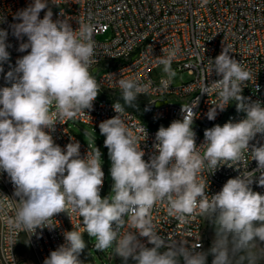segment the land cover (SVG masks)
<instances>
[{
  "label": "clouds",
  "instance_id": "9594fccd",
  "mask_svg": "<svg viewBox=\"0 0 264 264\" xmlns=\"http://www.w3.org/2000/svg\"><path fill=\"white\" fill-rule=\"evenodd\" d=\"M48 2L33 0L14 17L22 22L11 25L12 34L27 37L18 51H30L6 74L7 80L15 82L0 89V172L7 173L16 198L0 195V223L8 242L13 245L21 233L30 237L38 228H53L55 214L64 212L70 219L72 214L82 218L84 232L95 238V249L112 248L122 264L130 260L133 264H208L209 255L211 264H264V195L251 187L256 171L261 173L259 185L264 186V145H250L257 134L264 135V106L260 101L246 102L242 95L248 82L255 85L256 74L224 47L214 61L209 60L210 71L221 78L204 82L200 89L217 97L207 118L214 120L217 110L223 112L233 102L246 117L205 130V143L197 146L192 127L197 101L183 104L182 120L157 131L153 147L158 154L147 162L140 146L147 138L145 128L141 125L134 132L123 119L124 105L115 103L117 115L99 124L114 182L111 195L102 198L100 150L95 147L82 158L78 141L62 149L50 134L57 123L91 110L101 91L91 73L98 63L97 25L84 22L73 30L67 20L53 21L50 9L40 19ZM7 36V30L0 29V73L10 58ZM179 53L176 46L158 60L169 78L176 75L172 62ZM117 84L129 107H136L138 97L151 89L150 82L136 78H120ZM251 160L257 162V169L247 171ZM223 165L245 170L208 195L202 174ZM161 204L181 223L195 216L212 222V247L197 250L200 245L188 247L184 240L160 235L152 213ZM83 234L66 231L65 243L51 251L43 264H83L79 259L87 247ZM139 238H147L152 246Z\"/></svg>",
  "mask_w": 264,
  "mask_h": 264
},
{
  "label": "built area",
  "instance_id": "2783aa9c",
  "mask_svg": "<svg viewBox=\"0 0 264 264\" xmlns=\"http://www.w3.org/2000/svg\"><path fill=\"white\" fill-rule=\"evenodd\" d=\"M32 2L0 0V19L3 21L0 29L7 30L6 43L11 45L7 49L10 58L0 73V89L11 87L15 82L7 80L6 74L14 70L16 61L30 51H18L20 44L27 42V37L16 38L11 25L22 22L14 17ZM49 9L53 13V21L67 20L73 30L84 22L97 25L94 40L98 63L92 67L91 73L100 84L101 91L91 110L85 109V113L62 121V124L57 123L55 130L50 132L55 144L62 149L73 140L80 143L82 158L93 149L92 144L71 129L69 123L78 121L99 130L101 122L116 116L113 105L117 102L123 105L117 84L120 78H136L151 84L149 94L138 97L145 104L139 109L124 105L126 111L123 115L134 132L141 125L146 130L147 138L140 145L146 162L158 154L153 145L157 143L155 136L159 128H167L173 120H182L183 104L197 101L193 109L197 115L192 126L197 146L205 143V130L217 124L223 126L227 122L244 119L246 114L238 112L234 102L223 112L217 110L214 120L207 118V112L217 102V97L212 92L209 95L201 93L200 89L204 82L207 85L221 78L214 70L210 71L209 60L214 61L224 47L256 74L255 85L250 81L243 89L246 102L260 101L264 106V0H49L48 7L40 12L39 18L43 19ZM107 33V37H101ZM176 46H179L180 53L173 60L172 68L175 72L188 70L192 77L186 82H174V78L165 73L154 74L157 68L162 67L158 63L160 57ZM250 145H264V135L257 134ZM256 169L257 162L249 161L246 170ZM244 170L223 165L213 173H203V179L208 183L207 194H216L228 179L237 177ZM102 171L100 195L107 184L104 164ZM260 175L259 171L255 172L251 187L254 192L264 195V186L258 183ZM14 191L7 173L0 172V195L16 199ZM152 215L160 235L184 240L188 247L200 245L197 250H207V221L195 216L189 223H181L168 215L166 204L157 205ZM54 220L53 228H38L30 237L21 233L13 245L5 238L6 228L0 223V264H43L51 251L65 243L66 231H84L82 218L76 214H72L70 219L67 213L61 212L55 214ZM123 230L129 229L125 227ZM139 239L146 246H152L147 244V238Z\"/></svg>",
  "mask_w": 264,
  "mask_h": 264
},
{
  "label": "rangeland",
  "instance_id": "374dc122",
  "mask_svg": "<svg viewBox=\"0 0 264 264\" xmlns=\"http://www.w3.org/2000/svg\"><path fill=\"white\" fill-rule=\"evenodd\" d=\"M108 36V33L104 36H101L102 38H105ZM163 72V66L157 68L154 71V74L157 76ZM191 74L188 72V70H183L176 72V75L174 77V82H181V81H188L191 79ZM160 103V102H158ZM69 126L71 129H73L82 139H84L87 142H90L92 144L93 149L96 147L101 152V161L102 164H104L106 169V188L105 191L101 194V197H108L112 193V186H113V180L110 174V168H111V160L108 156V149L104 146V140L105 137L100 134V130L92 129L90 126L80 123L78 121H73L69 123ZM207 234L210 238V245H207V250L210 249L213 245V242L215 240V226L212 222L207 221ZM87 247L84 249V251L81 253L79 259L83 262V264H122L121 259H118L117 257H114L111 255L113 252L112 248H109L105 251H97L94 247L95 245V238L89 237V240H85ZM22 245H25L24 238L22 241ZM25 247V246H24ZM89 249V252H88ZM91 255V257H90ZM213 256L211 257L212 262ZM129 264H133V262L130 260Z\"/></svg>",
  "mask_w": 264,
  "mask_h": 264
},
{
  "label": "trees",
  "instance_id": "16d2710c",
  "mask_svg": "<svg viewBox=\"0 0 264 264\" xmlns=\"http://www.w3.org/2000/svg\"><path fill=\"white\" fill-rule=\"evenodd\" d=\"M122 103H123V105H125L123 99H122ZM144 104H145V101L138 98L137 101H136V107H130V108L139 109V107H142ZM125 106L129 107L127 105H125ZM210 243H211L210 238H208V244L210 245ZM211 257H212V255L208 256V264H211Z\"/></svg>",
  "mask_w": 264,
  "mask_h": 264
},
{
  "label": "crops",
  "instance_id": "0c3cea01",
  "mask_svg": "<svg viewBox=\"0 0 264 264\" xmlns=\"http://www.w3.org/2000/svg\"><path fill=\"white\" fill-rule=\"evenodd\" d=\"M83 233H84V234H83V238H84V240H87V241H88V240H89V236L87 235L86 232L83 231ZM88 252H89V249H88ZM90 257H91V255H90Z\"/></svg>",
  "mask_w": 264,
  "mask_h": 264
}]
</instances>
